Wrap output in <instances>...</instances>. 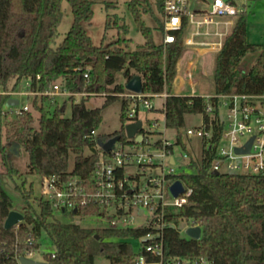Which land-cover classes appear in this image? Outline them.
<instances>
[{
  "label": "trees",
  "instance_id": "obj_1",
  "mask_svg": "<svg viewBox=\"0 0 264 264\" xmlns=\"http://www.w3.org/2000/svg\"><path fill=\"white\" fill-rule=\"evenodd\" d=\"M63 1L70 7L72 24L64 39L55 45L63 16ZM109 3H105L107 10L111 8ZM114 3L116 7L118 0ZM92 4L91 0H0V92L14 91L22 79L30 78L29 89L33 92L59 85L62 91L71 94L55 99L43 95L28 97L31 109L38 116L35 119L29 110L18 115L22 124L13 133V141L8 143L12 145L10 150L1 143L3 127L9 124L5 108L9 97L0 96V153L6 175L11 177L17 173L10 166L11 157L15 156L11 149L16 145L27 155L28 174L53 175L61 182L78 177L93 184L95 165L100 157L108 154L97 145L98 140L107 142L119 136L121 144H137L125 135L129 101L120 97L127 92L125 84L134 76L141 77L144 94H160L167 88L165 126L176 131L184 126L185 115L204 114L208 103L218 108L220 95H264V44L247 42L246 12H239L234 17L232 29L214 57V93L206 99L172 94L176 64L183 54L182 37L186 24L182 31L173 32L174 43H163L164 0H154L153 4L150 0L126 2L137 30L145 40L135 50H128L122 40L109 45L92 42L85 28L93 18ZM154 13L160 17H155ZM145 15L159 26L147 25ZM111 19L107 14L105 32L112 28V23L117 24V20L111 22ZM119 28L126 33L124 24ZM154 33L160 35L158 41L154 40ZM249 54L256 57L245 71L240 68V63ZM117 73H122L123 83L115 82ZM11 80L14 81L9 86ZM80 93L88 95L77 100L74 94ZM95 94H106L105 101L99 108H89L87 103ZM115 101L121 104V130L108 135L98 134L103 110ZM67 105H70V115L66 117ZM35 121L37 127L32 125ZM203 123L206 128L211 125L216 141L222 125L205 114ZM92 132L96 134L92 135ZM161 136V132H151L144 135L140 145L153 144L155 148H161ZM179 143L178 136L176 144ZM85 150L89 153L85 154ZM70 155H73L71 170ZM213 158L214 148L205 149L200 164L193 160L188 162L189 173L168 177L181 181L191 189V194L182 208L164 217L165 226L161 230L164 256L189 261L203 258L212 264H264V175L230 172L213 175ZM15 188L24 202V220L17 230H5L4 221L14 206L0 185V264H14L15 256L36 249L39 246L36 240L43 233L55 246L54 258L49 254L45 256L51 264H93L98 255L104 256L110 264H139L138 258L142 255L146 263L154 261L155 258L144 250V237L153 228H87L62 222L54 216L49 202L41 198L31 201V185L26 189L23 183L21 188L17 185ZM105 211L104 205L96 204L79 213L85 218ZM180 222H185L188 227H200V239L181 237ZM29 238L35 240L31 246L27 244ZM129 238L141 239L138 253L132 251L127 242Z\"/></svg>",
  "mask_w": 264,
  "mask_h": 264
},
{
  "label": "built area",
  "instance_id": "obj_2",
  "mask_svg": "<svg viewBox=\"0 0 264 264\" xmlns=\"http://www.w3.org/2000/svg\"><path fill=\"white\" fill-rule=\"evenodd\" d=\"M191 1L164 0L163 25L165 35L163 43H174L176 37L173 32L182 31L184 24H186L182 37L183 48L193 50L197 58L201 57L204 51L217 54L221 50L225 37L232 29L234 17L241 11L231 0H213L208 12L194 11ZM84 77H87V74ZM186 77L188 79L192 77L190 67L186 71ZM30 84L31 79L27 78L24 91L18 95L25 97L43 95L51 99L71 95L62 91L59 85H52L43 92H33L29 89ZM172 94L175 96H198L192 90L190 94ZM74 95L80 98L88 94ZM0 96L16 99L17 94L8 91L0 92ZM102 96L105 97L106 94H102ZM168 96L165 88L162 93L155 95L130 91L120 94V97L129 101L127 124L141 121V130L138 131L137 135H141L142 141L144 135L148 136L151 132H160L159 127L162 121L165 126L164 103ZM155 99L161 101L157 106L154 103ZM218 99V108L208 103L204 109L205 115L210 119L218 120L222 125L217 140L215 141L211 125L206 128L203 121L201 127L188 129L186 136L188 138L193 136L202 138L204 142L209 144L207 147L209 151L214 148L211 171L239 173V170H243L245 172L239 174L264 175V95H220ZM220 107H225L229 112L227 131L225 122L219 118L218 109ZM5 108L16 115L29 110V106ZM152 113L157 116L148 119L147 115ZM204 114H200L202 118ZM95 134L96 132H92V135ZM223 137L229 140V148L218 151V144ZM251 139L253 140L248 153H236V149L245 150ZM140 143L124 145L117 141L113 149L105 157H100L96 163L93 170V184H88L78 177H73L65 182H61L53 175L40 177V198L49 202L54 211L68 215L70 223L80 224L86 219H97L103 223L104 227L113 229L153 228L154 232H149L144 237L146 241L144 250L146 254L155 259L151 263H146L145 257L142 255L138 258L139 264H212L203 258L189 261L181 257L166 258L164 256L161 235V230L165 226L164 217L169 213H176L187 203L191 189L182 184L183 193L174 197L170 192L169 187L176 180L168 177L175 175L174 166L176 162L172 157V148L171 150L166 149L167 146L172 147V145L163 136H161V148H155L153 144L140 145ZM155 157L161 159L160 165H156ZM183 158L187 159V156L183 155ZM239 160L241 163L237 162ZM223 166H226V171L221 170ZM156 168L160 169L159 175H149L144 182H141V173ZM96 204L104 205L106 211L98 215L85 216V218L80 215V210ZM139 208L147 211L149 217L142 226L132 227L134 211ZM74 210L76 213H73ZM76 218L79 221H75ZM13 228L17 230L19 224ZM34 242L33 238L27 240V244L30 246ZM36 243L39 244V240H36ZM38 247L15 256L14 264H20V257L30 259ZM54 252L48 253L51 258H54ZM46 255L44 254L42 262L50 263L46 260Z\"/></svg>",
  "mask_w": 264,
  "mask_h": 264
},
{
  "label": "rangeland",
  "instance_id": "obj_3",
  "mask_svg": "<svg viewBox=\"0 0 264 264\" xmlns=\"http://www.w3.org/2000/svg\"><path fill=\"white\" fill-rule=\"evenodd\" d=\"M93 2L92 9H93V18L89 24H85V28L87 30L88 35L90 36L92 42L95 45H99L103 42L104 45L112 44L118 40H122L124 43L123 46L126 45L128 50H135L142 46L145 42L144 37L142 34L137 30L136 23L132 14L128 11L126 2L128 0H118V3L115 7V0H91ZM110 1L108 10L105 8V3ZM153 4L154 0H150ZM233 4L238 8V10L242 11L243 5L247 4V0H231ZM192 10L200 11V12H208L211 8V4L213 0H192L191 1ZM154 10V8L152 7ZM62 12L63 16L60 21L58 27V36L55 41V45L59 44L65 37L66 33L68 32L71 24H72V15L70 12L69 5L63 1L62 2ZM109 14L112 19L111 22L117 20V24L115 25L112 23V28L105 32V20L106 15ZM155 17H160L157 13H154ZM146 24L150 26L158 27V23H152V20L149 15L143 16ZM122 24L125 25L126 33H124L119 26ZM152 26V27H153ZM191 30V29H190ZM158 33H154V40L158 41ZM160 36V35H159ZM104 37L103 41L102 38ZM247 40L250 44H264V0L261 2L260 6L256 8L254 16L249 15L248 18V27H247ZM184 52V48H183ZM255 55L249 54L244 57V59L240 63V68L242 70L247 71L250 66L255 61ZM204 63L207 66L208 74L206 76H196L193 80L194 81V88L198 95L203 94V96H213L214 93V85H213V78H212V67H213V56H208L204 59ZM175 77L173 79V82ZM14 80L9 82V86L13 84ZM115 82L117 84L123 83V75L122 73H117L115 76ZM172 82V85H173ZM26 81L22 79L18 85L15 87L14 91L17 96L16 99L19 101L18 106L16 108H22L24 106H29V111L33 114L34 118L38 116L31 107V99L25 96H20L18 94L24 91ZM165 89H167L165 87ZM79 100V97H76ZM62 101V100H61ZM105 101L104 96L98 95L92 97L87 106L89 108H99L103 105ZM159 99H155L154 103L155 106L160 104ZM120 108L121 104L120 101H115L111 105H109L106 109L103 110L102 113V121L98 127L97 133L98 134H113L115 132H119L121 130V121H120ZM219 118L225 122V129L228 125V116L229 112L225 107H220L218 109ZM7 119L9 124L3 127L1 143L5 144L6 147L10 150L11 146L10 141H13V133L19 128L22 124L21 120L18 118V115L10 113L6 111ZM70 115V105L66 106L65 109V116ZM157 115L155 113L148 114L147 118H153ZM160 118V117H159ZM203 118L200 114H187L184 116V126L180 128L178 131L174 129H168L164 126L162 121L159 131L162 133L164 139L168 141L169 144L172 145V157L174 158L176 165L174 166V174H186L190 172L188 168V162L193 160L194 162L200 164L202 160L203 150L207 149L209 146L208 143H204L202 138L193 136L188 138L186 136V131L188 129L199 128L202 125ZM34 127H37L36 121L32 124ZM146 127V125H145ZM227 131V129H226ZM125 132V131H124ZM210 132V131H209ZM226 133V132H224ZM180 137L181 143L176 144V138ZM228 149L229 148V140L225 139L224 137L220 140L218 144V151L221 149ZM89 150H85V154H88ZM158 153V152H154ZM15 156L11 157L10 166L13 169L17 170L13 176L6 175V168L2 162V155L0 153V174H2L0 179V185L4 192L9 196L11 202L14 206L15 211L20 212L23 215V208L24 202L22 196L18 190H16V185L20 188L24 183L26 189L31 185L32 187V196L31 201L34 199H38L41 197V179L37 175L28 174L26 171L27 165V155L21 149H16ZM183 155L187 156V159L183 158ZM156 165H160L161 159L155 157L154 159ZM241 163V161H237ZM73 167V155H70L69 158V169L71 170ZM222 171H226V166H223ZM239 173H244L245 171L239 170ZM160 169L156 168L152 171L146 170L144 173H141V182H144L146 177L149 175H159ZM54 216L62 222H70V218L68 215L62 214L60 211H54ZM149 214L147 211L139 208L134 211V220L132 222V227H140L142 226L145 221L148 219ZM75 221H79L78 218ZM80 225L83 227L91 228V227H104L103 223H100L97 219H86L85 221H81ZM179 234L183 238H187L185 235V230L188 228L185 222H180L178 224ZM140 240L137 238H129L127 242L131 244L132 251L134 253H138L140 247ZM55 251V246L50 239V237L43 233L41 238L39 239V247L38 250L34 252V254L30 257L31 260L42 262L44 258V254L53 253ZM93 264H110V262L102 255H98L94 259Z\"/></svg>",
  "mask_w": 264,
  "mask_h": 264
},
{
  "label": "water",
  "instance_id": "obj_4",
  "mask_svg": "<svg viewBox=\"0 0 264 264\" xmlns=\"http://www.w3.org/2000/svg\"><path fill=\"white\" fill-rule=\"evenodd\" d=\"M224 1H229V0H224ZM125 89L130 92L134 93H141L142 92V80L141 77L139 76H134L131 80H129L125 84ZM19 101L17 99L10 98L7 100L5 107H16L18 106ZM141 130V121H137L135 123L127 124L124 127L125 135L128 139H134L135 142L140 143L142 141L141 135H137L138 131ZM119 136H114L111 139H109L107 142H102L101 140L97 141V145L106 153H109L112 149L115 143L118 141ZM251 139L247 145L246 149H236V153L238 154H244L249 152L250 145L252 143ZM17 149V146L15 145L11 151L15 153ZM213 175H218V171H212ZM170 192L174 197H177L179 194L183 193L184 188L181 183V181L176 180L170 187H169ZM73 213H76V210L73 211ZM24 220V216L15 210H12L8 213L5 221H4V229L5 230H10L17 224L22 223ZM185 235L193 240H199L201 236V229L198 226L194 227H189L185 230ZM20 264H51V263H45V262H37L33 261L31 259H27L25 257H20L19 258Z\"/></svg>",
  "mask_w": 264,
  "mask_h": 264
},
{
  "label": "crops",
  "instance_id": "obj_5",
  "mask_svg": "<svg viewBox=\"0 0 264 264\" xmlns=\"http://www.w3.org/2000/svg\"><path fill=\"white\" fill-rule=\"evenodd\" d=\"M262 1L263 0H247V4L243 5L244 9L242 11L247 13L248 18H249V15L254 16L256 8L260 6ZM247 42H248V40H247ZM215 55L216 54H212V53H209L207 51H204L203 55L201 57L197 58L195 55V52L193 50L188 49V48H184V52L176 64V73H175V80L173 82L172 93H174V94H190L191 90H192V91H194L195 95H198L195 88H194V81L195 80H193V79L196 76H200V75L206 76L208 74L207 66L204 63V59L208 56H213V67H214ZM189 67L191 68V72H192L191 79H188L186 77V71ZM213 67H212L211 74L213 72ZM198 96H201L203 98L212 97L210 95L209 96H203V94H200Z\"/></svg>",
  "mask_w": 264,
  "mask_h": 264
}]
</instances>
